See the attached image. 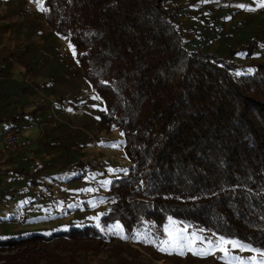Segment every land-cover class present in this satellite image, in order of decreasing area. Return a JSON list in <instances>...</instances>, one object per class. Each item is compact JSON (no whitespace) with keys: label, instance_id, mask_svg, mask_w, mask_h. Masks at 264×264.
Wrapping results in <instances>:
<instances>
[{"label":"trees","instance_id":"16d2710c","mask_svg":"<svg viewBox=\"0 0 264 264\" xmlns=\"http://www.w3.org/2000/svg\"><path fill=\"white\" fill-rule=\"evenodd\" d=\"M175 11L168 0H43L46 24L105 102L101 131L124 133L132 166L111 183L99 226L0 238V264H84L75 250L19 252L59 238L89 242L78 248L95 253L90 264H143L129 246L103 252L104 231L118 223L134 245L142 232L159 242L169 218L264 251V62L239 73L240 50H189Z\"/></svg>","mask_w":264,"mask_h":264},{"label":"crops","instance_id":"0c3cea01","mask_svg":"<svg viewBox=\"0 0 264 264\" xmlns=\"http://www.w3.org/2000/svg\"><path fill=\"white\" fill-rule=\"evenodd\" d=\"M42 2L0 0V131L18 127L33 142L19 154H5L0 147V238L19 237L22 232L50 236L73 221L99 226L109 207L106 193L111 183L132 166L124 156L120 132L101 131L105 102L83 77L74 45L46 24ZM261 4L264 0H168L189 50L222 58L240 50L232 61L242 60L244 67L264 62ZM251 44H255L251 52L242 49ZM20 221L25 222L24 229ZM108 228L104 232L110 237H125L120 224ZM165 229L182 231L186 237L196 232L204 242L196 241L193 251L206 250L207 239L220 237L169 218L161 231H155L159 242L143 238L142 232L130 245L137 250L157 248L161 259L168 261L226 264L219 250L204 256L187 250L184 255L161 252V241L169 239ZM144 240L149 243L142 246ZM230 254L243 260L261 258L236 249Z\"/></svg>","mask_w":264,"mask_h":264},{"label":"rangeland","instance_id":"374dc122","mask_svg":"<svg viewBox=\"0 0 264 264\" xmlns=\"http://www.w3.org/2000/svg\"><path fill=\"white\" fill-rule=\"evenodd\" d=\"M43 1V0H41ZM242 63V60L240 61H236V65L240 66L241 68L239 69V73L241 72H244V70L242 68H245L244 65L241 64ZM121 134V133H120ZM21 222V225H25V222ZM92 222V221H91ZM90 223V222H89ZM88 221L87 223H84V224H77V221H73V222H66V227L64 228L65 230L64 231H67L69 230L70 226H77V227H90L91 225H88L89 224ZM25 226H23L21 229H24ZM112 228V227H111ZM109 229V228H108ZM107 229V230H108ZM61 230V229H60ZM63 231V230H61ZM107 233V232H106ZM202 233V231H201ZM113 234V233H112ZM24 235V236H23ZM28 236L27 234L25 235L24 232H22V235L19 236V237H26ZM143 238H148V236L146 235H143L142 236ZM93 243H97L96 240H92ZM131 241L128 242V240L121 235V237H117V236H113L111 237L110 241H107L106 244L103 246L102 248V251L106 253L107 252H111L112 249L114 248H117L119 247L121 250H123V252H125L127 254V247H132L134 250L136 251H139L140 252V256H139V259L142 261L143 264H189V262L185 263V261H180V260H175L174 259H171V260H163L161 259L159 253L157 252V248L153 249L151 246H149L148 248H145V249H138L137 248H134L133 246H131L130 244H132V242L130 243ZM143 242H146V244H148L147 241H143ZM75 243V244H74ZM81 244H90L89 242H86L85 240L84 241H72V240H67V239H63V238H59L57 240H54L50 243H44L42 242V244H38L37 246H27L26 248L25 247H22L19 249V252L22 251V250H30V251H33L36 252V253H40L41 256L43 255L44 257L47 256V254H44V253H53V254H60L61 256H66V255H70V250H75L79 253V255L83 258V263L84 264H90V259L92 257V259L94 260L95 259V253H93L92 251H87V250H83L81 248H78L79 245ZM82 245V246H84ZM31 247V248H30ZM158 247V246H157ZM43 251V252H42ZM17 252V249L14 250V251H10L9 253H16ZM3 254H6V253H3ZM5 257V256H4ZM37 257V256H36ZM46 261V260H44ZM116 264L115 261L110 258V259H107L105 262H102V261H99L98 264Z\"/></svg>","mask_w":264,"mask_h":264},{"label":"snow or ice","instance_id":"6c2138e0","mask_svg":"<svg viewBox=\"0 0 264 264\" xmlns=\"http://www.w3.org/2000/svg\"><path fill=\"white\" fill-rule=\"evenodd\" d=\"M204 2H207V0H204ZM243 7V5H241ZM261 7H264V4H261ZM71 48V44L69 45ZM73 53L75 54V49H73ZM249 71H252L249 69ZM239 75V73H237ZM95 99H99V97H94ZM115 127V126H113ZM123 136L124 133H121ZM115 172L116 170H110ZM110 181H105L104 184H109ZM86 191H92V189H87ZM71 207V206H70ZM95 219H99V217H96ZM166 232H168L169 239L161 241V246L159 247V250L161 252H168L169 254H172L173 251H176L179 255H184L185 250L187 251H193L192 245L196 241H200L201 243L204 242V239L197 235L196 232H193L191 234V237H186L183 235L182 231H176V230H169L165 229ZM200 231H203L201 229ZM215 235V234H213ZM186 241V242H185ZM208 248L202 249L197 248L195 251H193L194 255H209L213 254L214 251L219 250L223 253L222 258H227L226 264H230V262H236V264H264V251H261L259 249L251 248L249 245L242 243L235 239H228L223 236L218 237L215 241L212 239H207ZM167 246V247H165ZM230 246V247H228ZM236 249L239 251H251L253 253H257L261 258L257 259L255 255L252 257H249L247 260H243L239 258L236 255H231V250Z\"/></svg>","mask_w":264,"mask_h":264},{"label":"built area","instance_id":"2783aa9c","mask_svg":"<svg viewBox=\"0 0 264 264\" xmlns=\"http://www.w3.org/2000/svg\"><path fill=\"white\" fill-rule=\"evenodd\" d=\"M32 145L33 142L25 138L18 127L11 126L0 131V147L5 154H19Z\"/></svg>","mask_w":264,"mask_h":264}]
</instances>
